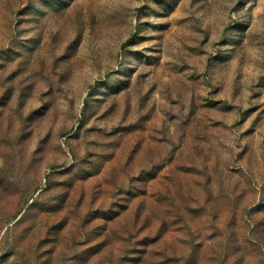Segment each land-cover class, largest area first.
Listing matches in <instances>:
<instances>
[{
  "label": "rangeland",
  "instance_id": "rangeland-1",
  "mask_svg": "<svg viewBox=\"0 0 264 264\" xmlns=\"http://www.w3.org/2000/svg\"><path fill=\"white\" fill-rule=\"evenodd\" d=\"M0 264H264V0H0Z\"/></svg>",
  "mask_w": 264,
  "mask_h": 264
}]
</instances>
